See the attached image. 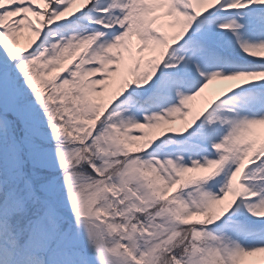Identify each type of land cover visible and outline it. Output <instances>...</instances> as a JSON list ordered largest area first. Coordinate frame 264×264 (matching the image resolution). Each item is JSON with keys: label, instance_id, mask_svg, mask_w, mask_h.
<instances>
[{"label": "snow or ice", "instance_id": "1", "mask_svg": "<svg viewBox=\"0 0 264 264\" xmlns=\"http://www.w3.org/2000/svg\"><path fill=\"white\" fill-rule=\"evenodd\" d=\"M0 264H264V0H0Z\"/></svg>", "mask_w": 264, "mask_h": 264}]
</instances>
